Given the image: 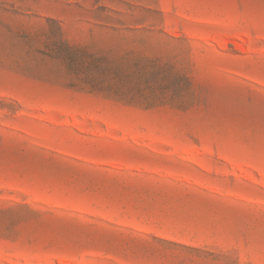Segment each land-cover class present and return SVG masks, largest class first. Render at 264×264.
I'll return each mask as SVG.
<instances>
[{
  "label": "rangeland",
  "instance_id": "374dc122",
  "mask_svg": "<svg viewBox=\"0 0 264 264\" xmlns=\"http://www.w3.org/2000/svg\"><path fill=\"white\" fill-rule=\"evenodd\" d=\"M0 264H264V0H0Z\"/></svg>",
  "mask_w": 264,
  "mask_h": 264
}]
</instances>
